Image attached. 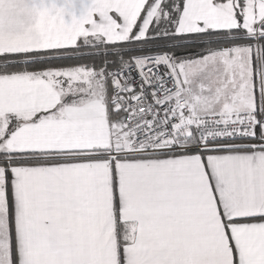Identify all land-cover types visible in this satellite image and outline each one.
<instances>
[{"label": "crops", "instance_id": "0c3cea01", "mask_svg": "<svg viewBox=\"0 0 264 264\" xmlns=\"http://www.w3.org/2000/svg\"><path fill=\"white\" fill-rule=\"evenodd\" d=\"M163 2L0 0V54L71 48L84 37L121 42L136 25L142 38ZM179 3L176 33L250 32L264 23V0ZM54 76H0V153L52 160L12 165L7 177L0 164V258L264 264V148L110 157L111 150H129L130 138L107 103L108 82L94 85L83 75L61 88ZM91 87L94 96L87 94ZM257 90L252 82L243 103L231 109L258 107L264 85ZM214 103L192 100L179 129L183 137L193 134L196 114L226 109Z\"/></svg>", "mask_w": 264, "mask_h": 264}, {"label": "built area", "instance_id": "2783aa9c", "mask_svg": "<svg viewBox=\"0 0 264 264\" xmlns=\"http://www.w3.org/2000/svg\"><path fill=\"white\" fill-rule=\"evenodd\" d=\"M165 64L149 58L143 62H124L108 74L97 73L94 85L108 82L107 103L125 116L123 132L130 138V149L112 153L114 157L177 154L206 151L235 145L264 148V132L256 136L257 125L264 123L255 111L194 117L193 139L180 133L188 101L183 97L176 75ZM95 95V87L88 89ZM259 121V122H258Z\"/></svg>", "mask_w": 264, "mask_h": 264}, {"label": "trees", "instance_id": "16d2710c", "mask_svg": "<svg viewBox=\"0 0 264 264\" xmlns=\"http://www.w3.org/2000/svg\"><path fill=\"white\" fill-rule=\"evenodd\" d=\"M180 0H167L165 3L164 14L161 19L150 24L147 31V36L143 39L125 40L116 43H106L101 40H96L91 37H84L78 39L76 44L71 48L43 50L33 52H20V53H4L0 54V76L13 75L24 72L41 73L49 67L59 68L63 67H84L92 72H100L108 74L112 69L120 66L124 62H130L137 56H146L149 53H161L171 55L173 57L187 58L190 54H196V49H189L191 47H198V45L206 46H220L224 44L236 45L244 43L249 46L251 50L250 61L253 71L256 67V58L254 51V40L248 35L246 37H230L233 34L244 35L241 29L230 31L220 30H203L190 33H175L172 26L176 20L179 10ZM160 27V28H159ZM164 29H170L171 34L164 36H153L155 33ZM261 32H264V23L259 25ZM234 36V35H233ZM260 47L262 48V55L264 53V34L259 39ZM188 48V49H187ZM261 55V56H262ZM264 60V57L262 56ZM255 72V71H254ZM264 76V71H263ZM257 77L252 79L254 82V93H258ZM256 98V96H255ZM258 108V107H257ZM256 108V109H257ZM259 118V117H258ZM259 122V121H258ZM260 125L258 123L256 136H261ZM191 140V139H190ZM35 155L33 153H0V164L8 176L9 168L16 164H28L46 162L52 160H27L23 157ZM12 158L8 162L2 159ZM25 160H23V159ZM7 180V179H6ZM12 264H15V257L12 255Z\"/></svg>", "mask_w": 264, "mask_h": 264}, {"label": "rangeland", "instance_id": "374dc122", "mask_svg": "<svg viewBox=\"0 0 264 264\" xmlns=\"http://www.w3.org/2000/svg\"><path fill=\"white\" fill-rule=\"evenodd\" d=\"M166 2L167 0H164L159 8V11H157L158 13L152 21L153 24L158 22L161 17H163ZM141 19L142 18L140 14V16L136 19V24H139V21H141ZM172 26L174 27V24ZM136 27L137 25L129 33H127L125 40H132L137 38L143 39L145 36H147V34H143L142 38H140V35H138L135 31ZM170 29H172V27H169L168 29H163L161 27V30H159V32L155 33L153 36H164L171 34ZM241 31L244 30L241 29ZM174 32L176 33L175 27ZM243 33L244 35L235 36V34H233L234 36L232 35L230 37L242 38L248 35L252 40H254V56L256 58V67L254 70L255 72L252 69L250 61L251 50L249 46L245 45L244 43H239L236 45L224 44L216 47L198 45V47L196 48L191 47L189 49H196L200 52H197L194 55L190 54L189 57L184 59L161 53H149L146 56H137L131 61L143 62L146 59L154 58L155 60H158L165 64L178 78L181 90L183 89L185 92V96L183 95V97L188 101V105L191 104L192 100H198V102L200 101L201 103L211 100L215 102V106L223 104L222 106L226 107L224 111L198 113L196 114V116L202 114L224 115L239 111H255L256 116L259 117L258 120L261 121L260 112L262 111V103L264 101L262 98H259V106L258 108L256 107L257 109H231H237L239 107L238 101L240 100V102L243 103L244 98L249 95L253 82L252 79L254 78V76L257 77L256 80L260 90L264 85V82L262 80L264 77V60L261 56L262 48L260 47V44H258L260 41L259 39L261 35L264 34V32H261L259 27H257L250 32L244 31ZM228 69H231L232 72H228ZM44 72L54 73V77H57L58 86L61 88L65 87V84L72 85L73 83H75L77 77H81L83 75H85V78L89 81L91 79L93 81L94 75L100 73H95L85 69L84 67H75L72 65L70 67L59 66V68L49 67L47 68V70L41 73ZM24 73L29 74L31 72ZM18 75H23V73H19ZM260 105L262 106L261 108ZM190 139H193V134L188 138V141ZM115 152L116 151L111 150L107 153V155L110 157H114L112 153ZM3 160L5 161L6 159ZM7 160L10 161L13 159L8 158ZM0 172L1 174L3 173L1 168ZM12 261V257L10 259L4 257L0 258V264H12Z\"/></svg>", "mask_w": 264, "mask_h": 264}, {"label": "water", "instance_id": "95a60500", "mask_svg": "<svg viewBox=\"0 0 264 264\" xmlns=\"http://www.w3.org/2000/svg\"><path fill=\"white\" fill-rule=\"evenodd\" d=\"M124 119H125V116H122L121 121H123Z\"/></svg>", "mask_w": 264, "mask_h": 264}]
</instances>
